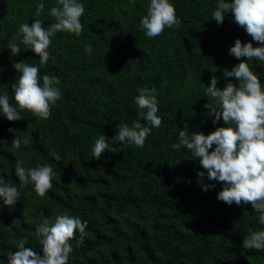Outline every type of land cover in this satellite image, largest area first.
Here are the masks:
<instances>
[{"label":"trees","instance_id":"obj_1","mask_svg":"<svg viewBox=\"0 0 264 264\" xmlns=\"http://www.w3.org/2000/svg\"><path fill=\"white\" fill-rule=\"evenodd\" d=\"M78 2L85 7L81 34L58 32L47 64L40 65L24 45L12 56L8 42L19 40L22 23L55 22L50 10L58 0H0V95L16 106V62L38 66L41 82L45 74L61 81V99L49 119L26 110L18 121L0 115V178L21 193L14 205L0 197V264H7L8 253L17 250L13 241L21 238L43 255L35 226L61 213L88 222L84 238L77 231L70 241L68 264H264V250L242 247L250 229L264 230L252 205L218 200L223 183L209 180L187 148H173L182 129L207 135L229 126L222 117L213 123L204 107L206 87L213 75L221 89L229 81L238 84L224 75L241 62L229 54L237 38L260 45L232 13L222 25L212 19L218 0H171L182 23L155 38L140 26L150 0ZM39 3L45 8L36 16ZM249 63L264 84V63ZM145 87L156 89L161 125L152 128L143 148L125 144L117 154L106 150L99 160L92 157L95 139L105 134L110 141L118 124L131 127L139 120L150 127L135 102ZM15 135L30 136L29 143L13 148ZM17 159L29 168L52 166L53 187L44 197L31 183L20 188ZM200 171L214 189L202 190Z\"/></svg>","mask_w":264,"mask_h":264},{"label":"clouds","instance_id":"obj_2","mask_svg":"<svg viewBox=\"0 0 264 264\" xmlns=\"http://www.w3.org/2000/svg\"><path fill=\"white\" fill-rule=\"evenodd\" d=\"M44 8L45 4L39 3L36 16ZM84 12L85 7L78 0H58V6L50 10L55 22L47 27L40 19H35L31 25L20 24L19 40L10 39L7 48L14 56L20 54V46L24 45L40 57V65H45L50 58L52 37L58 32L79 36L83 30L81 17ZM226 13H232L234 22L260 45L254 47L252 42L243 43L237 38L229 54L241 62L230 71L225 70L224 75L234 77L238 84L229 81L221 89L217 87L218 80L213 75L210 86L206 87L205 96L209 98V103L204 107L214 117L213 123H218L222 117L223 122L229 126L218 127L207 135L202 131L189 132L182 129L173 148H187L202 168L207 170L209 180L223 183L224 187L217 195L218 200L228 205L251 204L259 214V223L264 225V84L249 63L254 59L264 63V0H218L212 19L222 25ZM181 23L171 0H150L147 13L140 20L141 29L148 38L158 37L166 28L179 27ZM86 51H91L90 45L86 46ZM13 67L18 73L17 82L11 85L16 106L9 102L7 94L0 95V115L9 121H18L23 119L21 111L26 110L40 119H49L52 107L61 99L58 87L60 79L45 74L41 82L40 68L24 61L14 63ZM155 92V88L145 87L139 89V95L135 97L140 117L150 127L139 120L134 121L131 127L118 124L117 134L110 141L105 134L95 139L91 149L92 157L99 160L106 150L117 154L122 152L121 145L125 144L143 148L152 128H158L162 123L157 115L159 109ZM9 131L15 130L10 128ZM29 140L28 135H15L12 147L19 149L22 144L27 145ZM213 145L215 149L209 151ZM52 155L59 160L56 153ZM15 175L19 179L20 188L31 183L40 197H44L53 187L51 165L29 168L25 167L23 159H17ZM197 175L203 191L215 188L214 184L204 183V171ZM0 197L4 198L7 205H14L21 198V193L16 186L0 178ZM87 226V221L67 213L58 214L52 222L45 219L35 226V236L43 255L26 247V239L21 238L13 241L17 250L8 253L7 264H68L73 251L70 241L77 231L82 240ZM242 247L247 250H264V230L250 229L242 241Z\"/></svg>","mask_w":264,"mask_h":264}]
</instances>
